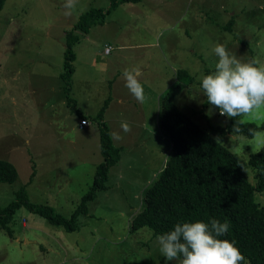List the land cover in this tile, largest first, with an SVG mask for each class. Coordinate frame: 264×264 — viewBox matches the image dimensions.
I'll return each mask as SVG.
<instances>
[{
	"label": "rangeland",
	"instance_id": "1",
	"mask_svg": "<svg viewBox=\"0 0 264 264\" xmlns=\"http://www.w3.org/2000/svg\"><path fill=\"white\" fill-rule=\"evenodd\" d=\"M110 1L76 0L71 15H65L64 0H6L1 10L0 159L12 162L18 177L0 182V207L24 186L30 202L70 217L102 160L100 125L93 115L105 101V121L120 137L114 140L124 141L126 155L114 167L117 178L109 179L107 191L86 203L87 212L78 215L74 230L18 207L9 223L13 236L0 228V264H165L151 229H130L131 219L144 205L146 188L129 179L132 172L126 164L151 146L152 136L141 122L145 119L153 130L152 97L173 85L175 71L184 69L195 80L175 94L174 104L202 126H223L228 117L209 105L201 90L202 76L214 70L218 59L212 51L215 44L225 45L242 61L255 58L258 67L264 66V0L120 2L102 24H90L87 34L75 30L80 36L72 44L75 74L66 93L60 78L65 33L81 13L106 9ZM231 16L235 26L230 32L224 25ZM106 44L112 47L109 54ZM125 69L141 71L143 103L125 87ZM114 74L115 87L110 88ZM80 114L90 119L84 130L78 128ZM240 119L262 123L264 106ZM121 121H127L131 131L124 132ZM263 141L264 130L252 138L234 133L222 137V143L246 162L243 170L253 184L256 171L248 158ZM32 164L35 173L29 181ZM142 179L146 176L138 178L145 183ZM255 198L264 207V190L256 191Z\"/></svg>",
	"mask_w": 264,
	"mask_h": 264
},
{
	"label": "trees",
	"instance_id": "2",
	"mask_svg": "<svg viewBox=\"0 0 264 264\" xmlns=\"http://www.w3.org/2000/svg\"><path fill=\"white\" fill-rule=\"evenodd\" d=\"M137 1L111 0L106 9L90 8L79 15L75 24L65 33L63 71L60 73L64 92L67 93L71 88L75 60L72 44L80 37L75 30L86 34L90 24L103 23L102 18L110 8L120 2ZM5 2L0 0V13ZM175 78L174 84L159 95L158 106L159 126L171 140V152L162 170L147 188L143 208L131 219L130 229L134 231L146 226L153 235L158 236L173 230L176 223L197 220L209 223L212 218H216L222 223H229L228 233L220 238L236 242L245 257L244 264L246 261L264 264V207L255 198L256 191L264 190V141L248 158V163L256 171L255 184L244 173L246 162L222 143V137L227 133L252 138L256 132L264 130V121L256 124L242 121L238 116L228 117L223 126L210 122H207V127L202 126L173 102L176 93L194 82L193 75L184 69H177ZM66 99L74 101L69 96ZM105 103L93 115V119L100 125L102 160L96 165L91 184L70 217H64L49 205L33 204L27 197L25 187L21 186L16 192V198L0 207V228L5 229L10 236H13V231L9 223L14 211L22 205L44 216L51 223L74 230L78 226V215L87 212L86 203L95 198L99 191L107 189L108 170L119 160L121 147L113 143L103 121ZM79 117L85 116L80 114ZM34 173L35 166L32 164L29 181ZM17 177L16 166L8 160L0 159V182H14Z\"/></svg>",
	"mask_w": 264,
	"mask_h": 264
},
{
	"label": "clouds",
	"instance_id": "3",
	"mask_svg": "<svg viewBox=\"0 0 264 264\" xmlns=\"http://www.w3.org/2000/svg\"><path fill=\"white\" fill-rule=\"evenodd\" d=\"M76 0H64L65 15H71ZM213 53L218 58L214 70L202 76L201 90L207 103L219 109L221 116L236 118L264 106V66L255 58L242 61L231 55L226 46L217 43ZM139 69H125V87L138 101L145 100L144 86L138 79ZM211 109L209 110V115ZM124 132L131 131L127 121H121ZM119 139L118 134H112ZM229 223L212 218L204 221L176 223L174 229L156 237L160 254L176 264H244L245 257L236 242L221 239L229 231Z\"/></svg>",
	"mask_w": 264,
	"mask_h": 264
},
{
	"label": "crops",
	"instance_id": "4",
	"mask_svg": "<svg viewBox=\"0 0 264 264\" xmlns=\"http://www.w3.org/2000/svg\"><path fill=\"white\" fill-rule=\"evenodd\" d=\"M233 15V14H231ZM235 26V20L233 18V16H231L229 19H227V21L225 22L224 27H228V30L231 32L234 29ZM87 34V33H86ZM108 46V44L105 45V48ZM105 54H109L111 48H109L108 50H105ZM75 58H76V54H75ZM73 66H74V61H73ZM141 72V71H140ZM73 74H75V67H74V71ZM72 74V76H73ZM72 76H71V87H72ZM176 80V78H175ZM115 82H116V74L113 75V77L110 79V84L108 85L110 88L111 87H115ZM175 82V81H174ZM173 82V83H174ZM71 89V88H70ZM145 89H148V86H146ZM70 91V90H69ZM164 90H162L163 92ZM161 92V93H162ZM147 92H145V94H147ZM154 94V98L152 97V99L154 100L153 105L155 107V110L151 112V115H154L155 119V124H154V128L153 130L150 129V126L148 125L147 121L145 119L142 120L141 122V126L143 129H145L147 131V134L151 137V146L147 149V153L144 155L143 153H141L139 156L138 155H132L130 161L126 164L127 165V169L132 172L131 174L129 173L128 177L130 180L134 181L135 184H139L141 186H143L145 189V192L147 190V188L152 184L153 180L156 178V176L158 175V173L162 170L165 161L167 160V158L170 155L171 152V147H172V143L171 140L169 139V137L164 133V131H162L160 129L159 126V122H158V116H159V95L161 94ZM147 96V95H146ZM121 100V98H118L117 102L119 103ZM106 109V108H105ZM105 112V110H104ZM85 117H79L78 118V122L81 118H86V120L90 121V119L84 115ZM103 121L106 124L108 131L111 135L112 141L115 145H119L121 147V155L119 160L112 165L109 170H108V175H107V181L109 179H114L117 178V174H116V170H114L116 164L118 162H121L125 155V147L122 146L121 143H124V141L122 142H116V140H114L113 137V133L112 131L109 129V126L107 124V122L105 121L104 118V114H103ZM89 124L86 125V127L82 128L81 130H84L88 127ZM135 134H133V139H132V143H134V139H135ZM128 139L130 140V136L128 137ZM127 159L125 160L126 163ZM99 163V161H98ZM97 163V164H98ZM96 167V166H95ZM114 171V172H113ZM143 175L146 176V179H142V181L144 180L145 183L139 182L138 178L142 177ZM137 182V183H136ZM108 185V184H107ZM108 189V186H107ZM107 189L102 190V191H107ZM145 192L143 194H145ZM144 198V195H143ZM143 208V207H142ZM141 208V209H142Z\"/></svg>",
	"mask_w": 264,
	"mask_h": 264
},
{
	"label": "built area",
	"instance_id": "5",
	"mask_svg": "<svg viewBox=\"0 0 264 264\" xmlns=\"http://www.w3.org/2000/svg\"><path fill=\"white\" fill-rule=\"evenodd\" d=\"M108 49H109V45L105 48V50H108ZM87 124H88V121L86 120V118L81 119L78 122V128L82 129V128L86 127Z\"/></svg>",
	"mask_w": 264,
	"mask_h": 264
}]
</instances>
